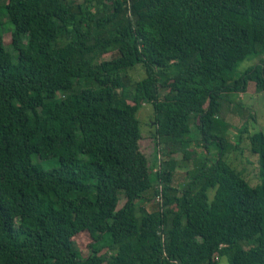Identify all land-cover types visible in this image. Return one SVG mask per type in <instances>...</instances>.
Instances as JSON below:
<instances>
[{
  "label": "trees",
  "instance_id": "obj_1",
  "mask_svg": "<svg viewBox=\"0 0 264 264\" xmlns=\"http://www.w3.org/2000/svg\"><path fill=\"white\" fill-rule=\"evenodd\" d=\"M0 16V264H264V133L252 187L228 158L248 128L231 146L219 122L264 92V0H0Z\"/></svg>",
  "mask_w": 264,
  "mask_h": 264
},
{
  "label": "rangeland",
  "instance_id": "obj_2",
  "mask_svg": "<svg viewBox=\"0 0 264 264\" xmlns=\"http://www.w3.org/2000/svg\"><path fill=\"white\" fill-rule=\"evenodd\" d=\"M12 32L13 25L8 22L4 17L0 16V35L3 37V42L6 45V48L12 51L10 47V43L12 40ZM13 57L16 56L14 52H12ZM111 58L110 55L103 56L104 59ZM257 59L247 60L239 65L238 70L244 71L248 67L255 64ZM133 79L139 80L144 76V72L142 69L137 66L135 70L129 72ZM237 98L241 100L242 106L241 109L239 107L233 106L232 110L226 119H219L220 124H223L224 130L227 134V138L231 146L235 145L237 140L239 129L240 128H248V132L241 134V138L239 141L238 148L236 150L228 152L229 162L239 171L244 173V177L246 181L253 187L259 183V163L258 157L252 153L251 147L249 144L248 136L250 134L257 133L262 131L264 133V92L256 93L254 87L250 85L245 93L241 92L237 94ZM154 111L151 104L144 105L140 111L137 113V118L140 123V131L142 134V138L140 140V150L147 157L149 163H152L157 156L159 161V155L156 146V140L152 137L154 134V127L152 126V122L154 121ZM254 116V119L249 118V115ZM247 123V124H246ZM215 147H212L211 150L215 152ZM196 156L199 158L195 159L196 161H200L205 156V150L202 148H196ZM161 158V157H160ZM162 159V158H161ZM178 161H181V156H176ZM192 162V161H191ZM32 163L37 165L42 170H50L54 167L59 166V162L57 159L50 160H41L37 155L32 156ZM188 166L183 167L181 164L177 167L174 176V186L177 187L184 180V173L193 168L191 163L187 164ZM123 199L119 203V207L123 204ZM157 202V200H155ZM153 201V204L155 203ZM152 209V204L150 205ZM78 248L81 251V255L86 257L90 253L89 245L93 242V237L89 233H80L74 238ZM225 263V260L222 261V264Z\"/></svg>",
  "mask_w": 264,
  "mask_h": 264
}]
</instances>
